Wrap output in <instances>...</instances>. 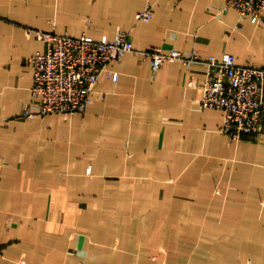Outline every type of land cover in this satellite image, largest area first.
<instances>
[{"label":"crops","instance_id":"1","mask_svg":"<svg viewBox=\"0 0 264 264\" xmlns=\"http://www.w3.org/2000/svg\"><path fill=\"white\" fill-rule=\"evenodd\" d=\"M33 29L264 67V19L226 0H0V264H264V142L201 106L207 66L128 52L84 113L24 117Z\"/></svg>","mask_w":264,"mask_h":264},{"label":"built area","instance_id":"2","mask_svg":"<svg viewBox=\"0 0 264 264\" xmlns=\"http://www.w3.org/2000/svg\"><path fill=\"white\" fill-rule=\"evenodd\" d=\"M226 7L236 8L241 19H264V0H226ZM153 16L152 3L136 13L137 21H148ZM32 31L43 41L45 49L29 57L34 84L32 98L22 112L24 117L84 113L101 75L119 78V72L111 69L110 64L134 52L150 57L154 70L173 61L189 66L204 63L207 78L201 106L223 111L222 130L231 140L264 142V67L240 64L230 52L203 56L195 49H137L129 32L122 29L113 39H96L86 33Z\"/></svg>","mask_w":264,"mask_h":264}]
</instances>
